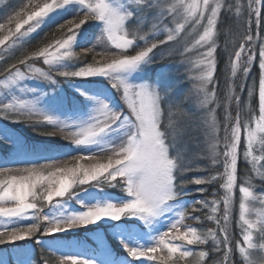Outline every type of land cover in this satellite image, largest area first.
I'll list each match as a JSON object with an SVG mask.
<instances>
[{"label":"snow or ice","instance_id":"obj_1","mask_svg":"<svg viewBox=\"0 0 264 264\" xmlns=\"http://www.w3.org/2000/svg\"><path fill=\"white\" fill-rule=\"evenodd\" d=\"M65 16L72 18L59 23L43 46L25 49L15 59L0 54V120L61 136L69 149L88 154L60 164L55 157L69 153L30 144L0 127V143L28 165L0 164V249L34 240L59 253L43 264H264V0H28L0 23V46L23 47L32 33ZM225 19L234 21L238 35L230 28L225 33L232 83H226L221 137L216 73ZM90 22L99 35L82 30ZM93 37L91 47L74 51ZM181 39V64L196 70L190 92L205 111L197 127L204 130L206 147L195 149L188 143V97H177L163 83V70L146 78L157 50ZM40 61L47 70L36 66ZM254 64L258 81L249 85ZM97 78L102 86L93 87ZM31 81L46 83L47 89L30 86ZM245 90L249 111L242 119L237 91ZM40 153H54L43 157L51 162L27 159ZM241 161L248 166L243 175ZM193 185L203 198L192 197ZM212 185L222 194L213 192L209 199L204 194ZM116 188L123 195L114 199L106 189ZM237 188L241 239L233 241L229 226ZM71 201L82 210L71 209ZM102 221L123 255H114L100 232H93L99 242L93 255L62 250L59 234L99 228ZM49 236L52 242L42 239ZM21 255L27 254L18 252L15 264H31ZM0 264L12 261L0 252Z\"/></svg>","mask_w":264,"mask_h":264},{"label":"rangeland","instance_id":"obj_2","mask_svg":"<svg viewBox=\"0 0 264 264\" xmlns=\"http://www.w3.org/2000/svg\"><path fill=\"white\" fill-rule=\"evenodd\" d=\"M17 2H18V0H2V2H0V20H2L5 17L4 15L9 14L8 11L10 10V6L16 4ZM61 19L62 18H57L56 21L48 23L45 26H43L42 29H38L37 32L32 33L29 37L26 38L27 42L23 45V47L17 46L14 49H7L6 50L2 46H0V54L12 57V55L17 54L19 51L24 49L25 46L34 37L38 36L44 29H46V27L50 26L52 23H56V22L61 21ZM93 24H94L93 22H90L89 25L82 26V30H87L89 33H93L94 35H99V30L92 27ZM219 27L221 29L219 36H222L223 38H225V33L228 32L229 28H231V27L234 28V31H231V32L233 34L238 35L237 25L234 23V21L232 19H225L224 22ZM184 42H185L184 39H181L179 44H174V45H170V46H162L156 52L157 59H156V62L154 64L158 67L157 73L161 72V70L164 71L163 80H166V82H171V84L174 85V87H172L170 84L166 83L167 86H170V87L175 89V94L177 97H181V96H187L188 97V99L186 100L185 103L190 104L191 106L195 107V110L197 112L196 113L197 114V120H199V124H201L202 118L205 116V111L199 107L197 97H196L194 91L190 92V90H192V88H193V82L190 79V77H192L196 74V70L190 64H187V63L181 64V60L184 58L181 57L177 51V49H179V51L183 50ZM93 43H95L94 37L90 42L81 43L80 46L75 47L74 51L75 52H81V51H78L79 47H81V46L91 47ZM96 48H102V46L97 45ZM218 51H219V53L223 54V56H225V61H226L227 60V54L225 53L224 49H220ZM161 53L164 54L163 58H161ZM195 58H196V54L195 53L191 54V59L195 60ZM36 66L37 67H43V68H45V70H47V65H43L42 61L37 62ZM150 69H151V65L149 66V68L147 70V77L146 78H149V73L151 72ZM220 77H222V80L224 77V80H226V83H232L230 71L226 72L224 75H220ZM58 79L62 80V78H58ZM253 80L258 81V65H256V64L253 65V70H252V73L249 77L248 84L250 85ZM240 82H241V79L235 80V83H237V84H239ZM37 83H40L41 88L47 89L46 83H43V82L31 81V82H29V85L35 86ZM92 86L93 87L102 86L101 78H97V80L93 83ZM61 87H63L65 89V93L67 95L72 94L73 90L68 88L66 84H62ZM226 94H227V88L225 90V96H226ZM237 94L241 96V99L243 101V103L241 104V106L239 108V111L241 112L242 119H246L248 111H249L247 90H245L244 92L237 91ZM217 96H219V95L217 94ZM218 101L221 102L222 106L226 102L225 99L219 100V98H218ZM253 106L255 107V105H253ZM212 107H215V105H212ZM229 110L231 111L232 115L234 116L236 111H237V107H236L235 103H233L230 106ZM216 116H217V122L220 125L219 135L221 137H223V135H224L223 125H224L225 112L220 114V115H216ZM220 116H221V119L219 120ZM61 119H64V117H61ZM5 125L11 129H13L18 135H20L21 137L26 139L28 141V143H30V144L37 145L38 147H49L51 149H54L55 152L62 153V150L60 149V145H58L57 143L48 144V143H46V140L44 141V139H40L38 137L35 139H33V138L31 139V137L27 136V134H29V132L32 129L29 128L25 124H11L10 122L0 120V127H3ZM199 133H200V137L204 139L203 147H206V144H205L206 137L204 135L203 128L199 127ZM4 149H7L8 151L3 153L2 151ZM78 152L81 155H87L88 154L87 152H81V151H78ZM52 155H54V153H40L38 156H29V157H27V159L32 160V161H37V160L42 161V160H47V159H44L43 157L52 156ZM9 161H11V163H22V162H24V158H17L16 155L9 150L7 145L0 143V162L8 163ZM88 162H89L88 160L80 161V163H84V164H87ZM241 162L243 163V166L246 169L248 166L243 161H241ZM241 168H239V171L244 169L243 167H241ZM244 171L245 170H243V173L240 172V174L243 175ZM254 183L257 184V192H259L260 191L259 179L257 178L254 181ZM89 190L95 191L94 189H89ZM106 191L110 192L113 195L114 199L123 195V193L121 192V190L119 188L106 189ZM219 193L222 194V189H220V188H219ZM239 200H240V193H239V190L237 188V190L235 192V198H234V204H233V212H232L233 219H232V223L229 226L231 233L233 231H235L234 234H232L233 241L241 239L240 229L236 225V220L238 219V215H239ZM70 207L73 210H82L81 206L79 204H77L75 201L70 202ZM48 210H49L48 208L45 209V211H48ZM166 219L167 218H165V221H166ZM165 221H162V224L164 225V227L161 228L162 231L167 230ZM28 222H30V221H26L25 223H28ZM91 227H92L91 231L86 230L84 235L79 236L78 233H75L76 235H71V237H69V239H67V237H65V234H59L62 237L61 242L65 245V247L62 250L63 251L80 252L83 255H93L94 252H96L99 249V242L95 239L93 232H100L104 237V244L112 250L114 255L120 256V255L124 254L121 249H120L121 254L115 253L113 251V248L109 245V242L106 239V236L104 234V229H107V232H109L110 235H113V230L111 229V227L108 224H106L105 222L102 221V222H100L99 228H95V226H91ZM113 238L115 241L117 240V242H118V238L116 236L113 235ZM42 239H44L45 241H48V242H52L54 238L49 236V237H42ZM34 242H27V243H24L22 245L18 244L17 246L9 245L10 247L0 249V252H3L4 254H6L8 256V258L12 261V264H15L16 255L18 252L27 254V255H21V259H29L30 258L31 264H39L37 261V257L35 255V251H34V247H35ZM93 245L96 248H94ZM117 248H120V247H117ZM194 249L195 248H193V250ZM50 252H52V251H50ZM54 254L56 256L59 255V253H54ZM236 256H237V261H239L240 260L239 254L237 253ZM146 264H147V262H146Z\"/></svg>","mask_w":264,"mask_h":264},{"label":"trees","instance_id":"obj_3","mask_svg":"<svg viewBox=\"0 0 264 264\" xmlns=\"http://www.w3.org/2000/svg\"><path fill=\"white\" fill-rule=\"evenodd\" d=\"M28 2V0H18V2L14 5L10 6V10L8 11V13H11L14 9L18 10L19 8H21L24 4H26ZM8 15V14H7ZM7 15H4L5 17L0 20V23H4L5 22V18ZM71 16H65L64 18L61 19V21L56 22V23H52L50 26L46 27V29H44L38 36L34 37L26 46L24 49H22L21 51H19L17 54L12 55V58L15 59V57H18L21 52H23L25 49L28 50H35V48L37 46H43V42H45L46 39L50 40L52 38V33L55 32L57 26L59 23H63L64 19H71ZM231 31H234V28L231 27L230 28ZM224 42H225V38H223L222 36H218V43L220 45V49H224ZM83 48H87L85 46H81L78 48V51H82ZM97 52L102 51V48H96L95 49ZM114 50V49H113ZM88 61L91 62V55H89L87 57ZM11 62V61H10ZM217 65H218V70L216 73V77L218 80V87H217V94L219 95L218 98L219 100L221 99H225V90H226V80H222V77H220V75H224L226 72H228V56H227V60L225 61V56H223V54L219 53L218 51V55H217ZM150 73H149V77L151 79H154L157 71H158V67L155 64L151 65V69H150ZM165 85L166 83L170 84L172 87H174V85L171 84V82H163ZM167 86V85H166ZM170 87V86H169ZM176 87V86H175ZM221 103V102H220ZM185 109L186 111H188L189 117H190V123H191V135L188 138V143L195 149L198 146H203L204 143V139L200 137V133H199V127H197V125L199 124V120H197V112L195 110V107L191 106L190 104H186L185 103ZM224 107L221 106L220 108H217L216 111V115H220L222 113H224ZM221 119V116L219 118V120ZM50 130V129H49ZM27 136L31 137V139H35V138H40V139H44V141L46 140V143L48 144H54L57 143L58 145H60V149L62 150V153H69L68 155H62V156H57L55 157V159L60 163L63 164L65 161H67L70 165L74 164L75 161L72 160L73 156H79L81 155L78 151H72L71 149L65 150L64 144L66 142V140H64L61 136H56V137H47V136H42L39 135L36 132H33L32 130L29 132V134H27ZM196 138H195V137ZM194 137V138H193ZM7 149H4L2 152H7ZM64 151V152H63ZM40 164H44V163H49L51 161L49 160H37ZM82 161V160H81ZM92 163L91 161H89L87 164ZM0 164H3V162H0ZM9 166L12 167H25L28 166L25 162L22 163H11ZM243 166V163L241 162L239 165V168H241ZM247 167V166H246ZM242 169V168H241ZM245 170V168L243 169ZM243 170H241L240 172L243 173ZM47 174V173H45ZM196 173H192L190 175H195ZM193 188V192H192V197H195L196 199H201L203 198L202 195L198 192H195V188L199 187V186H191ZM213 192H217L219 193V185H212L208 187V192L205 193L204 195H207L209 199H211V193ZM191 198V197H189ZM186 223L192 224L194 223L191 220L186 221ZM199 226V225H197ZM205 226H209V225H205ZM96 228V227H95ZM89 229H92L91 226H89ZM89 229H77L75 233H78V235L81 234H85L86 230ZM235 231L232 232V234H234ZM104 233L107 237H110L109 232H107V229H104ZM71 235H76V234H68L65 235V237H67V239H69V237H71ZM107 239V238H106ZM109 242V245L113 248V251L115 253L121 254V252L119 250H117L116 245H119L118 243H116L114 240H109L107 239ZM112 241V242H111ZM27 242H34V240H26V241H21L18 242V244L22 245L24 243ZM34 251H35V255L37 257V261L39 264H43V260L44 259H49L51 261H55V259L58 257L56 255H54V253H51L49 250L44 249L42 246L37 245L34 242ZM6 247H10V246H6ZM3 247V248H6ZM201 250L200 248H195L194 251H199ZM191 259V258H189ZM214 259H218V257H215ZM234 259L237 260V256H234ZM181 264H184V262H181Z\"/></svg>","mask_w":264,"mask_h":264}]
</instances>
